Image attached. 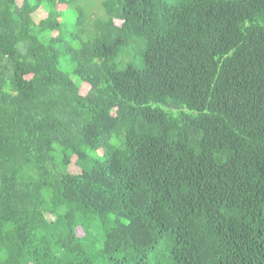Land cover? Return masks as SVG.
<instances>
[{
    "label": "trees",
    "instance_id": "1",
    "mask_svg": "<svg viewBox=\"0 0 264 264\" xmlns=\"http://www.w3.org/2000/svg\"><path fill=\"white\" fill-rule=\"evenodd\" d=\"M0 264H264V0H0Z\"/></svg>",
    "mask_w": 264,
    "mask_h": 264
},
{
    "label": "rangeland",
    "instance_id": "2",
    "mask_svg": "<svg viewBox=\"0 0 264 264\" xmlns=\"http://www.w3.org/2000/svg\"><path fill=\"white\" fill-rule=\"evenodd\" d=\"M100 5V4H99Z\"/></svg>",
    "mask_w": 264,
    "mask_h": 264
}]
</instances>
